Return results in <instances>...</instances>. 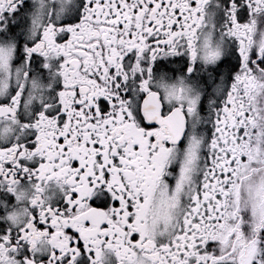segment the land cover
Masks as SVG:
<instances>
[{
  "label": "snow or ice",
  "instance_id": "1",
  "mask_svg": "<svg viewBox=\"0 0 264 264\" xmlns=\"http://www.w3.org/2000/svg\"><path fill=\"white\" fill-rule=\"evenodd\" d=\"M0 264H264V0H0Z\"/></svg>",
  "mask_w": 264,
  "mask_h": 264
}]
</instances>
